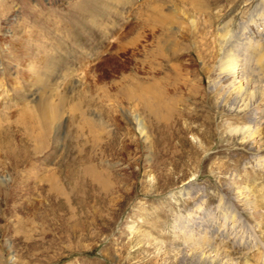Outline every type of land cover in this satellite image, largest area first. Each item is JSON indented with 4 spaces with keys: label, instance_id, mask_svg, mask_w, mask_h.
<instances>
[{
    "label": "rangeland",
    "instance_id": "obj_1",
    "mask_svg": "<svg viewBox=\"0 0 264 264\" xmlns=\"http://www.w3.org/2000/svg\"><path fill=\"white\" fill-rule=\"evenodd\" d=\"M260 12L0 0V264H209L208 244L264 264L216 234L230 204L264 239V62L248 48L251 95L219 68L242 40L264 48Z\"/></svg>",
    "mask_w": 264,
    "mask_h": 264
},
{
    "label": "bare ground",
    "instance_id": "obj_2",
    "mask_svg": "<svg viewBox=\"0 0 264 264\" xmlns=\"http://www.w3.org/2000/svg\"><path fill=\"white\" fill-rule=\"evenodd\" d=\"M168 16L169 15H167V16L161 15L157 19V22L159 24L158 28H159L160 33L163 32V30L168 29L167 26L170 23H173L172 17L170 18ZM257 16L259 18L258 20L263 21L264 16L262 15L261 12ZM260 26H262V25H260ZM259 28L260 29H258L259 32H257V34L260 36V38L264 39V27H259ZM130 31H131V29L129 30V32ZM245 41L242 40L241 44H237V47H238V45H240V46L238 48H236V50L234 49V51H232V52H230L229 48L227 47L223 51V55H222L223 57L220 60V66H219L222 73L224 72V74H226L232 78L231 84L236 86V90H237V93L239 95H251L252 94V92H251L252 88L251 87H252V84L254 82H252V84H251V81H249V79H247L245 77V75L247 73L246 70L251 63V62H249L250 60H249V57L247 54L248 48H249V50H250V48H253V50H255V51L257 50L258 57L260 55V57L262 59V60L259 59V63L260 62L262 63V61L264 62V48L262 47V44H261L262 41L261 40H259V41L255 40V38H251L247 42H245ZM122 47L123 46L118 45V47H117L118 51H120L122 49ZM235 47L236 46H234L233 48H235ZM261 66H262L261 70L262 69L264 70V64H261ZM48 126H49V124H48ZM48 126L46 125L45 127H48ZM48 129H49V127H48ZM183 194H185V193L183 192ZM187 195H188V193L186 194V196ZM221 211H222L221 225H220V228L216 231V234L224 240V242L222 241L223 242L222 246L223 245L227 246V243L228 244L232 243V245L235 244L238 246L243 245V246L248 247L250 243L252 244V242L255 245H256V243L257 244L260 243L259 244L260 249L264 253V239L257 237V235L255 237L254 228L252 229L245 222V219L240 214L236 213L235 209H233L232 206H230V204H229V206H225L224 208H222ZM255 245H254V247H256ZM257 248H258V246H257ZM194 252H196V251L193 250L191 254H193ZM198 253H199V257H200L199 259L205 260V261L209 262V264H238V262L233 260L232 257L227 254V252H225L224 250H222V251L215 250L209 244L206 247L200 249L198 251Z\"/></svg>",
    "mask_w": 264,
    "mask_h": 264
}]
</instances>
